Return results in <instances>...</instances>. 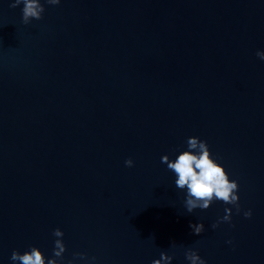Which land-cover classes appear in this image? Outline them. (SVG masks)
<instances>
[{"label": "water", "instance_id": "water-1", "mask_svg": "<svg viewBox=\"0 0 264 264\" xmlns=\"http://www.w3.org/2000/svg\"><path fill=\"white\" fill-rule=\"evenodd\" d=\"M11 2L0 0V264L33 246L52 258L56 228L62 264L162 252L191 264L189 249L206 264H264V0H40L43 19L27 25ZM193 136L239 183V214L221 201L187 212L161 158Z\"/></svg>", "mask_w": 264, "mask_h": 264}, {"label": "clouds", "instance_id": "clouds-1", "mask_svg": "<svg viewBox=\"0 0 264 264\" xmlns=\"http://www.w3.org/2000/svg\"><path fill=\"white\" fill-rule=\"evenodd\" d=\"M47 3L59 5L61 0H47ZM21 4L24 5L22 19L25 25L33 19H43L45 8L40 0H12L10 7L14 9ZM256 55L264 60V51H258ZM186 144L188 150L182 151L174 160L170 159L168 155H164L161 162L175 174V187L186 190L184 204L187 212L193 213L196 209L207 210L215 201H221L235 206L236 212L239 214L241 211L240 196L238 195L239 183L230 179L225 167L213 158L207 141L193 136L187 139ZM125 165L129 168L134 167V161L129 158L125 161ZM225 213L223 217L212 224L213 229L218 228L221 223H231L233 209L226 208ZM244 216L251 218L252 211H245ZM190 227L195 235H200L205 231L203 222L190 224ZM52 235L57 238L54 241L52 258H47L40 248L33 246L23 253L14 250L10 260L13 264H62L64 253L67 251L66 244L62 239L64 232L60 228H56ZM228 243H232V241L229 240ZM185 255L191 264H206L197 251L189 249ZM76 258L87 259V256L84 253H74V259L69 261V264H75ZM172 259V256L162 252L161 258L154 260L153 264H171ZM92 260H95V257H92Z\"/></svg>", "mask_w": 264, "mask_h": 264}]
</instances>
